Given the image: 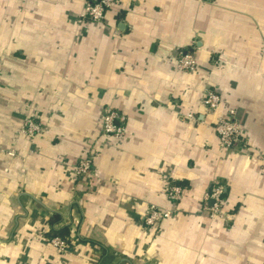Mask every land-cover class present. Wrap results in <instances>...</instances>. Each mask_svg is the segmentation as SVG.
<instances>
[{
  "label": "crops",
  "instance_id": "obj_1",
  "mask_svg": "<svg viewBox=\"0 0 264 264\" xmlns=\"http://www.w3.org/2000/svg\"><path fill=\"white\" fill-rule=\"evenodd\" d=\"M85 2L0 0V264H264V0H120L79 25ZM107 107L126 115L123 137H101ZM231 109L243 132L227 149L215 124ZM27 117L44 126L34 138ZM153 206L173 215L148 229Z\"/></svg>",
  "mask_w": 264,
  "mask_h": 264
},
{
  "label": "built area",
  "instance_id": "obj_2",
  "mask_svg": "<svg viewBox=\"0 0 264 264\" xmlns=\"http://www.w3.org/2000/svg\"><path fill=\"white\" fill-rule=\"evenodd\" d=\"M25 1V0H23ZM120 0H86L83 12L78 16L76 23L84 25L86 23H104L107 12ZM177 66L184 72H193L197 69V61L193 53L189 50H181L177 54ZM222 104V97L214 89L207 91L204 99V105L208 113H216ZM189 118L193 116L189 115ZM127 117L122 112L107 107L103 113L101 128V137L103 139L120 138L126 133ZM23 134L34 138L44 131L43 124L34 117H27L23 125ZM215 131L221 144L231 149L241 142L242 125L238 119L237 111L231 109L228 114L220 116L215 124ZM77 179H84L94 175L93 160L86 157L77 161L73 168ZM184 194V188L176 183L167 185V196L169 200L178 204ZM225 186L218 182L215 183L205 193L204 210L211 216L221 214L225 202ZM173 212L153 206L143 220L144 226L148 229L156 228L160 223L170 218ZM45 242L55 247L60 253L64 254L70 250L69 240L61 237H45Z\"/></svg>",
  "mask_w": 264,
  "mask_h": 264
},
{
  "label": "trees",
  "instance_id": "obj_3",
  "mask_svg": "<svg viewBox=\"0 0 264 264\" xmlns=\"http://www.w3.org/2000/svg\"><path fill=\"white\" fill-rule=\"evenodd\" d=\"M56 222H57V218L55 220H51L52 225H54ZM67 235H68V233L66 231H59V232L52 231L49 235L47 234L48 237H61V238L66 239L68 241Z\"/></svg>",
  "mask_w": 264,
  "mask_h": 264
}]
</instances>
